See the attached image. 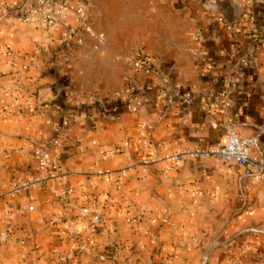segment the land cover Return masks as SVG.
I'll use <instances>...</instances> for the list:
<instances>
[{
  "label": "crops",
  "instance_id": "0c3cea01",
  "mask_svg": "<svg viewBox=\"0 0 264 264\" xmlns=\"http://www.w3.org/2000/svg\"><path fill=\"white\" fill-rule=\"evenodd\" d=\"M231 1L243 8L232 24L217 10L228 0H68L99 44L81 29L66 40L80 25L71 11L54 6L51 24L40 0H0V264H264L258 166L163 158L226 143L228 125L264 158V0ZM127 30L151 36L127 42ZM140 51L149 73L134 68ZM142 123L151 145L141 152ZM55 136L59 172L36 156Z\"/></svg>",
  "mask_w": 264,
  "mask_h": 264
},
{
  "label": "built area",
  "instance_id": "2783aa9c",
  "mask_svg": "<svg viewBox=\"0 0 264 264\" xmlns=\"http://www.w3.org/2000/svg\"><path fill=\"white\" fill-rule=\"evenodd\" d=\"M167 3H176L179 0H163ZM57 6L60 12L71 11L75 14L78 19L80 25L77 27L69 26L66 33V40H71L73 36L79 32V30H83L87 35L96 38L99 44L104 43L105 38L103 35L98 34L95 29L92 27L88 20V16L84 6L82 5H72L68 2V0H40L39 9L45 16V20L48 23L53 24L55 22L52 17L53 8ZM73 48L70 44H66L65 46L60 48L61 54L68 57L71 55ZM199 58V66L205 70H207V57L209 55V51L203 46H198L193 51ZM5 54H10L9 47L6 46ZM36 64L34 56L28 58V60L21 65L22 70H27L33 67ZM134 68L138 70H144L146 73L151 71V65L148 63L146 59V55L144 52L140 51L137 53L134 61ZM130 91H126V98L128 99V108L130 111L136 110V103L130 99L129 96ZM123 92L118 93V96H121ZM224 105H227L228 96L226 94H222ZM58 129V126L55 127ZM147 124L142 123L139 126L140 134L145 138L143 143L140 145L141 152L147 151L150 149L151 142L148 138V133L146 131ZM226 137L227 142L222 143L218 142L214 145H206V146H193V147H185V148H176L172 151L165 152L163 154V158L167 160L170 164L178 163L183 158H191V159H203L210 156H217L222 160L229 162L234 161L237 164L250 166L256 165L258 168L254 171L255 178H261L264 176V158H260L254 156L251 152V148L256 144V138L254 136H243L240 134L239 130L234 125H228L226 128ZM61 143V139L58 136H55L51 142L50 146H46L41 150L40 153H37L36 156L42 161L43 164L52 172H59L62 169V157H56L54 159L51 158L49 150L53 148H57ZM40 182L39 177H34L32 179L27 180L22 185L24 188H30ZM30 209H33V206H30ZM72 248H76L72 246ZM168 264H176L175 258L169 256Z\"/></svg>",
  "mask_w": 264,
  "mask_h": 264
},
{
  "label": "water",
  "instance_id": "95a60500",
  "mask_svg": "<svg viewBox=\"0 0 264 264\" xmlns=\"http://www.w3.org/2000/svg\"><path fill=\"white\" fill-rule=\"evenodd\" d=\"M222 13L223 19L229 23L232 24L234 23L237 18L242 14L243 8H239L236 4H233L231 0H228V3L222 7L217 8ZM92 216H94L96 223L100 224L101 223V217L97 212H91ZM231 240H229L226 243H230ZM214 244L211 245L207 250L205 251L204 256L208 257L211 250L214 248Z\"/></svg>",
  "mask_w": 264,
  "mask_h": 264
},
{
  "label": "rangeland",
  "instance_id": "374dc122",
  "mask_svg": "<svg viewBox=\"0 0 264 264\" xmlns=\"http://www.w3.org/2000/svg\"><path fill=\"white\" fill-rule=\"evenodd\" d=\"M123 34L125 33V38H126V41L127 42H137L139 40H141V38H145V40H147V38H150L151 36V32H146L145 30L144 31H135V30H127L126 32H122ZM144 33V37H139V35L143 34ZM114 36L116 39H118V36L121 34V32L119 31H115L113 32ZM161 34V33H160ZM163 37H166L163 35ZM235 240V238L233 240H231V242H233ZM207 258V257H205ZM258 264H263V261H260Z\"/></svg>",
  "mask_w": 264,
  "mask_h": 264
}]
</instances>
